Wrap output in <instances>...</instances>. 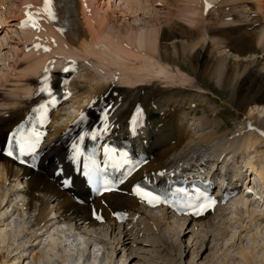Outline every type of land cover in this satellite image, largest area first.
<instances>
[{
  "label": "bare ground",
  "instance_id": "1",
  "mask_svg": "<svg viewBox=\"0 0 264 264\" xmlns=\"http://www.w3.org/2000/svg\"><path fill=\"white\" fill-rule=\"evenodd\" d=\"M91 1L52 0L51 12L55 19L45 14V0L31 1L30 9L41 13L46 26L43 33L49 38L44 41L48 45L40 43L39 48L44 52L39 51L42 54L24 69L22 93L13 100L7 98L2 104L9 107L5 115L0 111V187L4 188L0 196L3 206L0 244L6 248L1 264L12 261L11 252L19 259L13 260V264H186L185 245L179 234L180 261L176 259L179 254L174 242L153 233L157 227H173L171 220L184 227V222L179 224L184 219H179L178 213L168 206L155 208L147 204L134 192L142 181L160 186L165 179L176 181L179 176L190 178L198 174L214 185L219 179L222 194L217 198L218 206L205 215L183 214L193 224L190 242L197 232L199 236L193 246V257L200 256L209 238L208 243L213 244L209 257L212 259L206 264H214L226 242L224 261L218 264H264V213L250 200L257 197L250 185L252 174L264 189V155L257 157L264 144V2L255 5L253 0H241L242 12L250 5L256 6L249 11L256 10L258 19L250 21L234 13L239 5L234 10L221 7L224 10L217 11L223 16L219 23L233 28L234 33L216 41L223 34L211 26V11L231 0H177L174 16L165 23L149 21L145 27L130 28L120 27L117 21L105 16L92 23L95 18L89 15L90 11L86 13ZM121 1L134 13L152 7L149 0ZM209 4L211 8L206 11ZM26 30L23 29V38L33 41V35ZM196 35L201 41L190 44ZM183 36L187 43L173 47L179 53V62H176L166 43ZM241 36L249 38V45L235 48L232 41ZM221 49H230L239 56L212 53ZM190 54L191 70L184 63ZM53 55L58 57L50 59ZM75 60H85L87 64ZM50 65L55 69L65 67L67 71L64 69L50 80L49 72L45 73ZM80 67L84 68L81 73ZM102 71L105 74L100 77L97 73ZM197 71L217 78L221 88H231L237 93L233 104L239 124L237 131L222 128L219 120L209 118L205 112L201 115L198 111L180 112L184 104L191 108L196 103L208 105L202 100V94L212 90L204 87ZM109 76L115 82H108ZM43 78L47 79V88L49 85L51 89L60 88L62 95L38 149L37 168L17 169L2 149L8 137L28 120L33 107L42 101ZM120 83L128 87L148 86L130 89L119 87ZM162 84L175 89H161ZM186 84L188 89L183 88ZM210 109L221 118L216 107L210 105ZM151 113L155 114L153 118L148 117ZM221 119L223 122L224 118ZM103 122L105 125L96 136L98 151L104 154L112 141L130 139L138 155L144 158V164L117 192L99 196L87 180L82 158L90 136ZM190 122L198 128L193 134ZM209 128H212L211 134H198ZM239 158L242 167L248 168L246 172L251 171L249 175L243 173L240 162L236 163ZM59 159H62L60 166ZM220 164L224 173L218 178ZM248 180L245 189L254 195H245L240 189V183ZM8 204L24 215L33 210L34 228L28 229L25 219L15 224L14 214L9 217L5 208ZM228 205L232 208L230 213H226ZM121 213L127 217L120 220ZM241 223L246 228L252 225L245 232L249 241L246 245L243 232L239 233L236 228ZM65 230L74 232L75 238H66ZM213 233L216 239L211 240ZM21 238H25L29 248L26 254L19 243ZM85 238L108 246V252L104 251L108 253L107 258L100 259L102 249L97 257L87 255ZM230 247L233 249L228 251Z\"/></svg>",
  "mask_w": 264,
  "mask_h": 264
},
{
  "label": "rangeland",
  "instance_id": "2",
  "mask_svg": "<svg viewBox=\"0 0 264 264\" xmlns=\"http://www.w3.org/2000/svg\"><path fill=\"white\" fill-rule=\"evenodd\" d=\"M32 0H0V111H2V113H4L3 115H5V111H9V107L4 106L2 104H4L8 99L13 100L16 95H18L19 93H22V87L24 85V81H25V76H24V69H27V66L31 60L35 59L36 56H38L39 54H42L40 52H44L42 51L43 49H40L37 46H40L42 44L48 45L47 43H44V41H47L49 37H47L46 34H44L43 32H45L46 30V26L43 22V17L40 15L38 17H36L34 15L33 19L36 20V22L38 23V27L34 28L31 26L32 24V20L26 16V13H36V9H30V6L33 5V2H31ZM151 1L152 7H150V10H145L144 12H139V13H134L132 12V10L130 9V7L124 3L121 0H93L91 1L92 3L89 5L88 7V12L86 10V13H89L90 16L94 17L95 20L92 22H98V20L100 19V16H105L110 18L112 21H117L118 22V26L120 27H127L130 28L131 26L133 27H145L146 24L149 23V21L151 22H157V23H165V21L169 18H171L172 16H174V11L177 7V0H162L163 2H161L160 0H149ZM158 1H160V3H157ZM241 0L237 1V0H231L228 1L224 4H221L218 8L215 7L214 10L211 11L212 16L211 18V26H215L216 29L220 30L221 33L223 35H220L219 38L216 39V41H218L219 39L225 38L223 37L224 35L227 36L228 34H232L234 33L233 28L230 29L227 26H221V24L219 23L221 19H223V16H219V14H217L218 10H224V9H236L235 10L236 14L239 15V17L243 20H248L250 21L252 18L253 19H258V12H256V10L253 11H249L250 8H255L254 6L250 5V7H248L247 10H244V12L241 11ZM255 5H260L259 2H264V0H253ZM233 3V4H232ZM230 4V5H228ZM23 5V6H22ZM247 5V4H246ZM224 9H222V8ZM217 8V9H216ZM240 8V9H239ZM213 9V6H212ZM208 9L206 8V11ZM29 11V12H27ZM24 12V13H23ZM228 12V11H227ZM247 12V13H246ZM252 12V13H251ZM256 13V14H255ZM247 17H246V16ZM23 17V18H22ZM255 17V18H254ZM207 18V14L206 17ZM247 18V19H246ZM29 21V23L27 24V26H22V22L25 21ZM202 20V18H201ZM123 27V28H124ZM218 27V28H217ZM221 27V28H220ZM220 28V29H219ZM22 29V30H21ZM23 29H27L26 31H28V33L33 37V41L27 39V38H23ZM223 29V30H222ZM33 31V33L31 32ZM37 35H36V34ZM36 35V36H35ZM185 37V38H184ZM195 37V38H194ZM194 39H191L190 44H198L201 39H199L200 37L198 35L194 36ZM194 40V41H193ZM241 40V41H240ZM187 38L186 36L183 37H179L176 40H168L167 41V45L170 46L171 50H172V58L176 61L179 62V53H177V50H174V46L176 44H186L187 43ZM38 42V43H37ZM249 38L245 37V36H241V37H237L235 38L232 43L233 45H235V48H245L248 47L249 45ZM207 44V43H206ZM208 46V44L206 45ZM211 50V48L207 51V54H209V51ZM40 51V52H39ZM38 52V53H37ZM49 52V51H48ZM211 53V52H210ZM212 53H218L217 55L221 56V54L227 55L228 57H235L239 56L237 53L231 51L230 49H221L218 50L217 52H215V50H212ZM28 56V57H27ZM57 58L58 56L53 55L51 57H49L50 59ZM191 54L188 56V58H186V60L184 61L186 68H188L189 70H191ZM250 58V57H248ZM48 59V58H47ZM188 59V60H187ZM253 59V58H250ZM81 61L85 64H87V62L85 60H75L74 62H80ZM188 64V65H187ZM52 66V65H50ZM48 66V78L50 80L54 79L55 76H57L58 74H62L64 72L65 67L62 68H54L53 66L50 67ZM84 68L80 67V72H83ZM54 74V75H53ZM72 74V73H70ZM100 77H102V75H104L105 73L102 72H98L97 73ZM191 74H194L193 72H191ZM197 77H199L200 81H202V84L204 85V87L206 89H211L212 91H207L206 93L202 94V96L204 97L202 100L205 103H208V105L205 104H199L196 103V107L191 108L189 105L184 104L182 105V109H180V112H193V111H198L199 115L203 114V112H205V114L207 116H209V118H214L219 120V122L221 123L222 128L226 129V130H234L237 131L239 129V124L236 121V115H235V110L233 107V104H235L236 101V96L237 93L232 90L231 88L225 89V88H221L219 86V81H217V78L214 77H210L209 75L204 76L200 71L196 72ZM50 75V76H49ZM109 81H112L111 83L115 82V79L111 80L112 76H109ZM72 78V77H71ZM193 78V77H192ZM191 78V79H192ZM213 78V79H212ZM124 79H121V82H123ZM155 82V81H154ZM136 86V85H135ZM132 86V87H128L127 85H125V83H120L119 87L121 88H139V87H147L148 85L146 84H138L137 87ZM189 85H184L183 88L188 89ZM21 88V90H20ZM160 88H164V89H175L174 86H170L167 84H162L160 85ZM224 89V90H223ZM233 91V93H232ZM210 105L216 107V110H218L221 113V118H224V121L222 122V119L220 117H217L216 114L211 113L209 110L210 109ZM192 109V110H191ZM153 113L149 114V118H151L150 116ZM155 116V114H154ZM189 127L191 129V134L195 133L198 131V128L196 125H193V122L189 123ZM237 128V129H236ZM195 130V131H194ZM194 131V132H193ZM193 132V133H192ZM211 134L212 133V128H209L208 130L204 131V132H200L198 134H203V135H207V134ZM260 153L257 154V157L261 154L264 155V144L260 146ZM263 152V153H261ZM255 156V154L253 155V157ZM258 159V158H257ZM62 159H59V165L61 164ZM241 161V158L237 159L236 163H239ZM242 162H240V167L244 166L241 164ZM213 162L210 163V167H213ZM222 166L223 164H220L219 166V170H218V178L221 177V175L224 173L222 171ZM209 167V166H208ZM217 167V166H216ZM248 168L246 167H242V170L244 171V174H250L251 171L248 170L246 172ZM251 187L253 186L254 190H256V194L257 197H253L250 198L251 203L253 206L259 207L261 209V211L264 213V189L262 184L258 181L257 177H255L254 174H252L251 176ZM217 178V179H218ZM220 181H217V183H219ZM250 182V180H248V182L244 181L240 183V189L241 191L246 190L245 187L246 185H248ZM10 185V182L8 183ZM218 185V184H217ZM2 191H4V188L0 187V196ZM262 193V197L259 196V194ZM251 195V194H250ZM250 197V196H249ZM261 199V201H259V199ZM263 200V201H262ZM3 206H1V200H0V209ZM227 212L226 213H230L231 212V207H229V205L227 206ZM226 207V208H227ZM5 208H8V213H9V217L11 216L10 214H14L13 220L14 223H20L23 219H25V222L27 223V228L31 229L34 228L33 227V220H34V215L35 212L33 210L31 211H26L25 215L22 214L20 211L13 209L12 206L9 207L6 206ZM4 208V209H5ZM253 208V207H252ZM253 210V209H251ZM158 214L161 215L160 211L158 212ZM179 216V219H184L183 221L181 220V222L179 221V224L181 223H185L184 227H180V225L178 226L177 223H175L173 220H171V224H173V227H171L170 229L167 227H162L161 229H158L154 231L153 233L158 237H161L162 239H164L166 241V239L170 240L172 243L174 242V245L177 247V251H178V255L176 257L177 260H181L180 257V251H179V245L181 244L180 242L182 241H178V237L177 234L180 235V239H183V244L185 245L183 250L185 251L183 260L184 263L186 264H206V262H209L212 258H209L212 253L210 252L213 247L212 242L208 243L209 238H207V243L206 246L208 249L206 250V247L202 250L200 256L198 257H193V253L192 251H194L193 246L196 244L197 242V238L198 236V232H197V236H193L191 242H190V237L193 235L192 231V226L193 224H190L189 221L187 219H185L184 215H177ZM96 217V214H95ZM248 222V220H246ZM173 222V223H172ZM1 225H4V222L1 223ZM249 228L243 227L242 223L236 225V228L239 230V233H242V237L243 239H246L244 241V244H248V238H246V233L248 229H251V224L248 225ZM3 227V226H2ZM247 229V230H246ZM174 230V231H172ZM66 231V230H65ZM156 232L158 234H156ZM66 238H71L74 239L75 238V234L74 232H69L66 231ZM120 232H117V235H119ZM173 234V235H172ZM149 233H147V237H148ZM176 236V237H175ZM185 236V237H184ZM48 235L44 238L45 240L47 239ZM165 237V238H164ZM202 237V234L201 236ZM123 239L125 240L126 237L123 236ZM216 239V233H213V235L211 236V240ZM25 238H21V240L19 241V243H21L23 249L26 250V252H24L25 254L29 251V248H27L28 246H26V244L24 243ZM44 240V241H45ZM85 242H87V255L89 256H93V257H97L98 255V251L102 249L100 256L101 260H105V258H107L108 253L106 254V252L104 253V251L108 252V246L107 247H103L104 245H99L97 241H88L85 238ZM227 243V242H226ZM226 243H224V248H222V251H220L218 257H216V260H214V264H218L219 262H223L224 257L226 255L225 250H226ZM189 246V247H188ZM229 246V244H228ZM227 246V247H228ZM105 248V249H104ZM5 245L0 244V258L2 256L3 253H5ZM233 248H228V251L232 250ZM264 251V248L262 249ZM205 251V253L203 254V252ZM104 253V254H103ZM119 256H123L120 252ZM117 253V254H118ZM211 253V255H210ZM103 254V256H102ZM10 255V259L12 260L11 262H9L8 264H13V260L16 259V262H18L19 259H17L18 257L16 256V258L14 257L13 252L9 253ZM15 262V261H14ZM0 264H1V259H0ZM169 264V263H167ZM213 264V262L211 263Z\"/></svg>",
  "mask_w": 264,
  "mask_h": 264
},
{
  "label": "snow or ice",
  "instance_id": "3",
  "mask_svg": "<svg viewBox=\"0 0 264 264\" xmlns=\"http://www.w3.org/2000/svg\"><path fill=\"white\" fill-rule=\"evenodd\" d=\"M51 4H52V0H45V14H47L51 19H55L54 14L51 12ZM34 15L36 17H38L39 15H41V13L40 12H37L35 14H33L31 12L26 13V16H28L32 20L31 26L34 28H37L38 23L36 22L35 19H33ZM28 23H29V21L26 20L25 22L22 23V26H27ZM37 47H39V46H37ZM45 51H48V49H45ZM65 71H67V69H65ZM43 83L46 84L47 80H45ZM41 91H44V89L42 88ZM47 94L50 98H52L54 96L50 85L47 89ZM51 102L54 103V100H52ZM80 119L81 120L84 119L82 114H81ZM137 123L139 124V122H137ZM105 131H107V128L105 129ZM17 135H19V133H13L12 134V139L9 143L8 148H7L6 155L11 157L14 160H19V162L23 164V163H26V161L24 159H22V157L27 156V155L34 156L36 154V149L38 148L39 144L42 142V137L40 136V134L34 133L33 134L34 138L25 139V138L21 137L20 139H17L16 138ZM92 138L93 139L96 138L95 133H93ZM110 151L114 152L115 150L112 149ZM177 191H178V194L181 195L182 197L188 196V193L183 192L182 190L178 189ZM137 194L140 195L142 199H145L148 203H153L154 201H158L160 199L158 196L152 195L151 193L140 192L139 189L137 190ZM213 203H214V201H212L210 203L198 205V207L202 211L203 209L210 207L211 204H213Z\"/></svg>",
  "mask_w": 264,
  "mask_h": 264
},
{
  "label": "water",
  "instance_id": "4",
  "mask_svg": "<svg viewBox=\"0 0 264 264\" xmlns=\"http://www.w3.org/2000/svg\"><path fill=\"white\" fill-rule=\"evenodd\" d=\"M151 117H154V115H152Z\"/></svg>",
  "mask_w": 264,
  "mask_h": 264
}]
</instances>
